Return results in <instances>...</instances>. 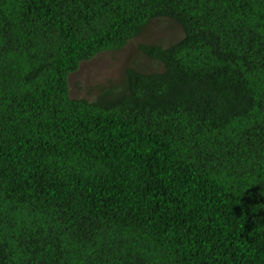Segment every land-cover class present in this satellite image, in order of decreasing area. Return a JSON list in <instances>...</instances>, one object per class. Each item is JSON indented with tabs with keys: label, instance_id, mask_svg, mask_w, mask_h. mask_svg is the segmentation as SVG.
Here are the masks:
<instances>
[{
	"label": "trees",
	"instance_id": "obj_1",
	"mask_svg": "<svg viewBox=\"0 0 264 264\" xmlns=\"http://www.w3.org/2000/svg\"><path fill=\"white\" fill-rule=\"evenodd\" d=\"M0 264H264V0H0Z\"/></svg>",
	"mask_w": 264,
	"mask_h": 264
},
{
	"label": "rangeland",
	"instance_id": "obj_2",
	"mask_svg": "<svg viewBox=\"0 0 264 264\" xmlns=\"http://www.w3.org/2000/svg\"><path fill=\"white\" fill-rule=\"evenodd\" d=\"M181 36V28L175 22L164 18L153 19L141 35L131 39L119 51L102 52L81 63L79 69L68 76L70 97H96L99 94L97 86L120 81L126 67L147 72L159 70L161 64L141 54L139 45L157 43L166 46Z\"/></svg>",
	"mask_w": 264,
	"mask_h": 264
}]
</instances>
